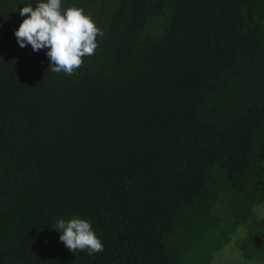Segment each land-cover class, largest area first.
<instances>
[{"label":"trees","instance_id":"obj_1","mask_svg":"<svg viewBox=\"0 0 264 264\" xmlns=\"http://www.w3.org/2000/svg\"><path fill=\"white\" fill-rule=\"evenodd\" d=\"M28 2L0 0V264H224L239 229L264 258V0H63L104 32L73 75L19 46Z\"/></svg>","mask_w":264,"mask_h":264},{"label":"clouds","instance_id":"obj_2","mask_svg":"<svg viewBox=\"0 0 264 264\" xmlns=\"http://www.w3.org/2000/svg\"><path fill=\"white\" fill-rule=\"evenodd\" d=\"M25 17L14 35L21 48L30 45L34 52L47 49L48 70L73 75L91 57L103 39L99 28L83 8L64 7L63 0H31L19 8ZM53 228L60 232L59 240L71 252L86 251L94 255L104 250L102 239L95 233L91 222L80 216L59 218Z\"/></svg>","mask_w":264,"mask_h":264},{"label":"rangeland","instance_id":"obj_3","mask_svg":"<svg viewBox=\"0 0 264 264\" xmlns=\"http://www.w3.org/2000/svg\"><path fill=\"white\" fill-rule=\"evenodd\" d=\"M255 215L264 218V203L262 204V206L255 209ZM241 233L243 234L245 232L242 229H239L238 231L236 230V233L232 237L231 241L225 246V248L222 249L221 253L212 256V258L215 259L214 261L223 259L225 261L224 264H264V258L255 260H243L239 255L238 248L235 246L234 241L235 239H237V236H241Z\"/></svg>","mask_w":264,"mask_h":264}]
</instances>
